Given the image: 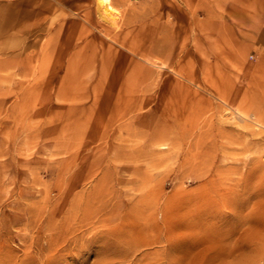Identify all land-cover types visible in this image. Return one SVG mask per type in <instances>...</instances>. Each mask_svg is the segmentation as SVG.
Instances as JSON below:
<instances>
[{"label": "rangeland", "instance_id": "rangeland-1", "mask_svg": "<svg viewBox=\"0 0 264 264\" xmlns=\"http://www.w3.org/2000/svg\"><path fill=\"white\" fill-rule=\"evenodd\" d=\"M108 2L0 0V264H264V0Z\"/></svg>", "mask_w": 264, "mask_h": 264}, {"label": "bare ground", "instance_id": "bare-ground-1", "mask_svg": "<svg viewBox=\"0 0 264 264\" xmlns=\"http://www.w3.org/2000/svg\"><path fill=\"white\" fill-rule=\"evenodd\" d=\"M101 3L105 6V11L109 12L112 10L111 5L109 4L108 0H101Z\"/></svg>", "mask_w": 264, "mask_h": 264}, {"label": "crops", "instance_id": "crops-1", "mask_svg": "<svg viewBox=\"0 0 264 264\" xmlns=\"http://www.w3.org/2000/svg\"><path fill=\"white\" fill-rule=\"evenodd\" d=\"M194 4L198 3V0H193ZM196 12L198 11V9L195 10Z\"/></svg>", "mask_w": 264, "mask_h": 264}]
</instances>
